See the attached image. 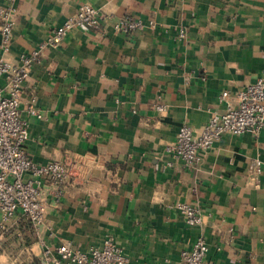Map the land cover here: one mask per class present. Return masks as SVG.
<instances>
[{"label": "crops", "instance_id": "1", "mask_svg": "<svg viewBox=\"0 0 264 264\" xmlns=\"http://www.w3.org/2000/svg\"><path fill=\"white\" fill-rule=\"evenodd\" d=\"M84 3L103 17L101 31L73 29L44 50L20 105L29 158L71 176L59 202L46 186L39 237L19 215L0 231V264H40L44 246L87 251L107 237L131 264H182L199 237L205 264H264V129L258 139L224 135L197 169L167 152L183 125L198 134L225 112L222 93L234 99L264 78V0H0L17 9L5 58L33 53ZM126 15L146 27L116 31ZM33 96L42 119L28 114ZM256 159L260 175L250 172ZM178 203L199 207L204 225L188 226Z\"/></svg>", "mask_w": 264, "mask_h": 264}, {"label": "built area", "instance_id": "2", "mask_svg": "<svg viewBox=\"0 0 264 264\" xmlns=\"http://www.w3.org/2000/svg\"><path fill=\"white\" fill-rule=\"evenodd\" d=\"M16 16L17 9L13 4L0 9V231L1 237L9 235L19 215L39 237L46 227V186L53 188V195L59 202L71 170L59 162L38 165L29 158L26 152L30 139L29 124L21 117L20 111L24 85L30 69L41 63L44 50L59 47L73 29L101 31L103 17L94 5L82 4L74 15L51 31L37 50L30 55L22 54L14 62L5 55L10 51ZM114 27L118 32L131 34L143 30L146 25L142 20L126 15L116 21ZM150 27L154 28L155 24L150 23ZM179 36L185 38V31ZM219 100L225 105L223 114L214 113L198 134L190 126L183 125L176 141L167 146V152L188 168L197 169L205 153L224 135L250 133L258 139L264 129V78L239 91L234 99L225 91ZM155 109L165 113L167 106L159 101ZM42 113L36 96H33L28 114L42 119ZM262 167V161L256 159L250 165V172L260 175ZM174 209L184 216L190 227H202L205 223L203 212L195 205L178 203ZM207 253L208 244L199 237L191 250L182 253V264H205ZM40 259V264H131L113 237H107L100 248L87 251L75 248L71 242L58 247L44 246Z\"/></svg>", "mask_w": 264, "mask_h": 264}, {"label": "rangeland", "instance_id": "3", "mask_svg": "<svg viewBox=\"0 0 264 264\" xmlns=\"http://www.w3.org/2000/svg\"><path fill=\"white\" fill-rule=\"evenodd\" d=\"M25 225V224H24ZM27 225V224H26Z\"/></svg>", "mask_w": 264, "mask_h": 264}]
</instances>
